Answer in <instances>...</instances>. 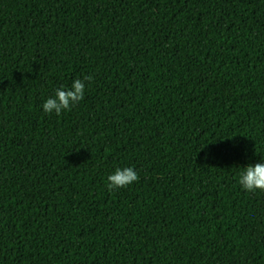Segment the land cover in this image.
Returning <instances> with one entry per match:
<instances>
[{"label": "trees", "instance_id": "16d2710c", "mask_svg": "<svg viewBox=\"0 0 264 264\" xmlns=\"http://www.w3.org/2000/svg\"><path fill=\"white\" fill-rule=\"evenodd\" d=\"M258 162L264 0H0V264H264Z\"/></svg>", "mask_w": 264, "mask_h": 264}, {"label": "clouds", "instance_id": "9594fccd", "mask_svg": "<svg viewBox=\"0 0 264 264\" xmlns=\"http://www.w3.org/2000/svg\"><path fill=\"white\" fill-rule=\"evenodd\" d=\"M91 80V76H86L83 80L77 78L73 80L70 87L62 86L57 89L55 94L47 98L43 103V111L49 114L54 112L57 115L64 111H70L75 104L84 99L85 81ZM138 180L139 176L134 168H117L113 174L108 176L106 187L109 191H112L127 187L138 182ZM238 183L249 193L264 192V162L244 167V170L239 175Z\"/></svg>", "mask_w": 264, "mask_h": 264}]
</instances>
